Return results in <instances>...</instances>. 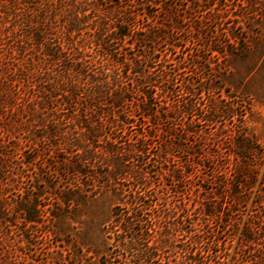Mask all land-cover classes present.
Instances as JSON below:
<instances>
[{
  "label": "trees",
  "instance_id": "obj_1",
  "mask_svg": "<svg viewBox=\"0 0 264 264\" xmlns=\"http://www.w3.org/2000/svg\"><path fill=\"white\" fill-rule=\"evenodd\" d=\"M239 1L253 15L264 2ZM99 2L0 0V13L12 19L0 27V264H24L11 236L37 228L40 185L33 174L39 171L48 182L66 179L67 191L51 197L70 209L88 196L83 187L90 182L116 195L120 202L103 228L115 249L136 254L135 264L160 263L178 234L186 237L182 264H220L213 231L205 230L217 224L213 195L230 198L229 206L244 202L261 150L235 129L236 113L220 107L215 87L191 76L202 71L199 62L193 58L186 71L181 63L172 66L166 52L156 53L157 44H169L171 28L180 38L172 3L163 1L154 15L150 0H111L110 7ZM189 9L193 39L197 33L208 38L214 21L217 32L232 10L226 3ZM212 44L199 46L220 52ZM224 116L232 125L218 127ZM221 136L232 144L223 155ZM192 174L210 184L208 202L196 213L176 189ZM254 206L241 244L252 245L254 260L263 263L264 204Z\"/></svg>",
  "mask_w": 264,
  "mask_h": 264
},
{
  "label": "rangeland",
  "instance_id": "obj_2",
  "mask_svg": "<svg viewBox=\"0 0 264 264\" xmlns=\"http://www.w3.org/2000/svg\"><path fill=\"white\" fill-rule=\"evenodd\" d=\"M99 1L106 7L114 3L111 0ZM131 1L132 3L148 2V0ZM150 1L156 4H153L152 8V13L156 15L160 11L159 5L165 0ZM168 1L178 11V18L175 21L182 25V31L178 38L175 29L171 28L170 34L173 35H170L169 44H157L156 53L163 55V52H166L172 66L181 63L186 71L192 66L193 58L199 62L202 71L191 76L206 86L215 87L213 91L215 96H218L220 107L223 110L231 107L236 113L233 120L235 129L245 131L248 138L261 150V158L252 166L254 171L252 188L247 192L245 201L240 205L229 206L230 198H221L220 194L213 195L212 205H217L216 207L219 208L217 224L212 222L211 227H205V230L213 231L212 247L218 255L220 264H264L254 260L258 252L253 251L252 245L244 247L241 244L242 231L248 220H252L251 215L255 213V202L262 200L264 204V194L261 191V189L264 191V2L255 5L254 12L258 13L253 15L249 12L251 9H247L249 7L244 10V7L239 5V0ZM201 3L207 6L211 4V7L219 9L226 3L232 10L219 22L217 32L214 29L217 23L214 21L207 30L208 38L203 39V36L197 33L199 36L193 39L189 31L194 23L187 14L192 10L186 8L188 5ZM174 4H178L179 7ZM139 5L143 3L136 6ZM216 15L221 16V14ZM10 17L0 13L1 28L4 25L10 26L12 22ZM155 19L156 17H153V20ZM145 21V18L141 20L144 23ZM203 41L208 44L212 41V45L220 52L202 49L199 45L204 44ZM189 73L185 74L188 78H190ZM202 97L206 101L207 95ZM219 120L218 127L232 125L231 120L225 116L220 117ZM205 127L207 128V126L203 128ZM229 140L227 136H221L220 142H223L224 147L222 155L232 147ZM203 171L202 169V173ZM33 175L34 180L40 185L37 206L40 218L36 223L37 228L29 227L24 232L16 229V234L11 236L16 252L25 258L24 264H49L55 261L59 264L60 262L63 264H135L137 262L134 252L115 249L113 236L108 235L103 228L112 218V207L120 202L107 187L95 190L94 183L90 182V185L83 187L87 189L88 196L82 201L73 202L70 209L66 203L61 202L60 205L53 203L51 197L53 195L59 198L64 191H67L66 179L57 177L48 182L43 172L39 171ZM199 183L204 185V188L198 187ZM177 185V194L183 197L188 207L192 208V213L198 212L199 209L196 208L200 202H208V193L205 191V187H210L208 182H202L192 174L188 181H180ZM215 187L221 190L219 186ZM174 189L175 187L167 189L168 194H174ZM46 195L49 197L46 198ZM52 211L55 217L50 216ZM34 230L38 232L35 233ZM170 240L165 247L164 259L160 263L157 261L153 264H182L181 245L186 237L184 234H178Z\"/></svg>",
  "mask_w": 264,
  "mask_h": 264
}]
</instances>
